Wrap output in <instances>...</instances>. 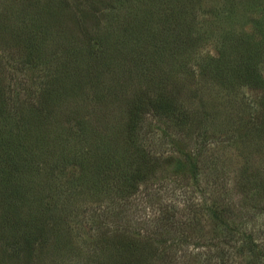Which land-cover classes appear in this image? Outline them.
Listing matches in <instances>:
<instances>
[{"label": "rangeland", "instance_id": "rangeland-1", "mask_svg": "<svg viewBox=\"0 0 264 264\" xmlns=\"http://www.w3.org/2000/svg\"><path fill=\"white\" fill-rule=\"evenodd\" d=\"M154 1L151 13L137 12L130 20L135 0H0V104L13 117L5 124L21 126L43 105L47 110L39 116L53 115L43 125L31 121L38 145L25 158L27 165L16 170L10 161L17 156L0 164L15 169L6 175L9 186L0 185V264H264V134L254 129L264 127V58L258 60L262 85L237 88L234 96L217 90L206 75L210 58L245 54L248 48H233L245 34L260 40L264 0ZM254 1L255 9H246ZM177 9L174 38L167 29ZM129 22L137 27L133 35L121 32ZM120 36L135 37V48H120ZM62 68L74 76L81 70V85L59 77ZM160 90L186 125L177 127L178 136L166 117H145L142 146L154 168L162 160L134 195H122L106 181L111 171L95 170L101 149L106 141L123 145L111 134L121 129L125 103L143 94L153 98ZM97 95L103 97L96 100ZM67 120L87 132L94 129L85 134L88 152L52 141ZM199 129L211 132L196 184L164 159L177 158V149L187 148V136ZM203 202L220 215L221 226L203 208L191 213V206ZM225 226L233 233L217 244ZM25 232L36 238L32 248ZM246 236L258 246L254 256L240 246ZM135 242L143 251L152 249V259L123 252L121 244Z\"/></svg>", "mask_w": 264, "mask_h": 264}, {"label": "trees", "instance_id": "trees-1", "mask_svg": "<svg viewBox=\"0 0 264 264\" xmlns=\"http://www.w3.org/2000/svg\"><path fill=\"white\" fill-rule=\"evenodd\" d=\"M129 1V0H128ZM125 0V2H128ZM136 3L134 4L133 8L131 9L129 15L131 18L130 20L135 17L136 13L143 12L145 15L151 13L153 7L151 6V1L152 3L155 2L154 0H150L149 2H141V0H135ZM146 1V0H144ZM236 4V3H235ZM257 6L256 2L254 1L252 4L247 6L246 9L252 10L255 9ZM235 7L233 6L232 13L234 14ZM177 10H175L174 13H170L169 17L172 19L171 21H174V24H172L171 27L167 29V34L172 35L174 38H179V33L176 34V29L177 25L175 22V18L177 14ZM46 13H49L47 11ZM233 20V19H232ZM170 23V22H169ZM176 25V26H174ZM133 29H137L133 23L129 22L127 26H124L121 29V32L123 33H128L133 35L132 31ZM178 32V31H177ZM124 36V35H123ZM125 38L120 36L118 45H120V48H124V46H130L132 48H135L136 44V38L130 37V39H127L128 41H125ZM129 38V37H128ZM139 39V38H137ZM238 50L240 48H248V50L245 51V54H241L240 57H233L229 58L226 60V58H219L220 60H215L214 58H210V62L207 64L208 70L206 71V75L211 77L212 79V86L216 87L217 90L221 92H227L228 94H231L232 96L237 94V88H247V87H254L255 85H262L259 84L261 80V76L259 73L258 69V60H263L264 58V34L261 35L260 40H256L254 35L250 34H245L243 38H240L239 41H237L234 44V47ZM29 50H34L33 48H28ZM30 54V55H29ZM27 54L28 58H36V55L29 53ZM33 59H30L32 61ZM219 61L221 63H219ZM218 62V63H217ZM244 69V70H243ZM59 72L61 74H64L62 76L60 74L59 77H63L67 79L69 83H72L74 86L76 85H81V80L79 78L80 74L82 73L81 70L78 69V72L75 73L76 75H72L69 70L66 69H61ZM57 74V73H56ZM78 74V76H77ZM145 78L147 82H150L151 74L145 73ZM47 86L51 87V85L47 84ZM78 86V87H79ZM80 88V87H79ZM263 89V88H262ZM52 92L47 90V93ZM58 92V91H57ZM59 93V92H58ZM102 95H97L96 100H99L102 98ZM46 103V100L44 101ZM127 109H125L121 113L122 117V122L120 123L121 129L117 134L112 135V138H115L117 141L118 139H121L122 141V146L120 145H113L111 142H105V145H103V149H101V156H100V164L97 169H95L97 172H103L106 171H111L112 173L108 174L105 173V175H109L106 178V181L114 182L115 189L117 192H120L122 195H127V196H132L136 193L138 187L142 185L145 180L152 176L153 172H156V168L160 166L161 160H158L155 163L156 167L152 166L153 162V156L142 146L141 143V126L142 123L145 120V117L149 114H153L154 116L161 115L163 117H166L167 119L170 120L172 123V127H174L175 131L174 133L176 135H180V131L177 129V127L180 129L181 126L186 125L185 117L180 115V110L177 108L175 103L172 101L171 98L168 97V95H165L161 90L157 95L153 98L147 97L144 94L141 96H136L133 99L129 100L127 103ZM0 129L3 131H0V164H2L5 161H8L9 158H12L13 156H17V162L10 161L11 164H13L16 167V170L19 168L24 167L23 165H27V161L25 158H32L34 156V148L38 145V139L35 137V126L32 124V120L39 119L41 125H43V122H48L50 119L53 118V115L49 117L48 113H44L46 115L40 116L39 114H43V111L47 110L46 108L44 109V105L42 107H39L37 109H34V111L31 112L29 116V121L27 120L24 124L21 126L17 125V122L12 124V125H7L5 123H9L10 121L13 120V117L10 113L6 112V108L3 104H0ZM44 109V110H43ZM48 112V111H47ZM39 113V114H38ZM186 118L188 116L186 115ZM21 119V118H20ZM124 120V121H123ZM262 122L264 123V116L262 115L261 117ZM19 121V120H18ZM70 120H67L60 124L57 127V133L53 134V139L52 141H56L58 145H60L61 148L67 147V145L70 144H79L82 145L80 148V151L77 153L83 154L84 152H88L87 148L88 146L86 145V138L85 134H91L94 129H90L89 132H87L86 129L81 127V124L77 123H68ZM15 125V128H6L5 126L13 127ZM25 127V128H24ZM257 128V130L261 134H264V127H259L255 126L254 129ZM6 129V130H4ZM209 132L206 129H199L196 130L195 135H190L187 136L188 143L189 145L187 148L184 145L181 148H178L176 151V154L178 155L177 158H174L173 155L169 156L168 158H165V162L167 166L169 164H173L176 170L174 169V172H180L185 174L188 172L190 180L192 179L196 184L197 180H199V168L202 164H200L201 159L204 157V153L206 150H208V139L209 137ZM216 134V132H214ZM50 136V134H44L43 138H46ZM52 137V135H51ZM99 137V136H98ZM105 137V136H103ZM101 138L100 141L104 140L106 138ZM243 137V136H242ZM42 139V137H41ZM22 140V141H21ZM44 140V139H43ZM99 141V140H98ZM24 142V145L21 143ZM76 142V143H74ZM199 143V144H197ZM181 145V144H180ZM179 145V146H180ZM191 145L197 146V149L200 151L198 154L193 153L194 147L190 148ZM177 148V147H176ZM31 152L30 155L28 156V152ZM76 156V155H75ZM74 156V158H75ZM65 160L71 162V157L69 159L66 158L64 154ZM174 158V159H173ZM203 163L206 161L205 159H202ZM171 162V163H170ZM86 163V158L83 159V157L80 158V164H84L85 166ZM154 163V162H153ZM207 163V161L205 162ZM20 165L18 168L17 165ZM10 167L12 166H0V179L4 177L9 176L14 172ZM85 171H88L85 170ZM89 172V171H88ZM98 174V173H97ZM103 174V173H102ZM8 177H6V180H4L3 183L0 185L3 186V189L8 187ZM195 185V184H194ZM23 187V185H22ZM14 194L19 195V189L17 190L16 188L14 189ZM10 204V202H8ZM204 209V212L208 214H212L214 221H218L221 226V221H220V215L215 214V210L208 206L206 202H203V204L200 206L199 205H194L191 206V213L196 215L198 213H201L200 209ZM4 221L10 224L11 226V221H8L7 218H4ZM33 226V225H32ZM13 229V226H12ZM224 230H220L221 232L219 233V238L220 241L217 244H224L225 242L229 241L227 238V235L231 232L233 233L232 230L230 229L229 226H225L223 228ZM14 230V229H13ZM227 231V234L226 232ZM26 235L23 238L25 240L26 245H28L30 248H32V244L35 243V236H33L31 233L25 232ZM244 242L240 243L241 247L246 246L247 247V252L248 254L252 256L254 251L258 248L257 244L253 241L252 237L246 236ZM23 240V241H24ZM219 240V239H218ZM15 242V241H14ZM126 243V242H125ZM121 244V248L123 252H128L132 254L133 252L136 253H142L146 255L148 258L153 257V251L152 249L150 250L147 245L143 251L142 246H140L137 242L135 243H127V244ZM17 244V242H16ZM17 246V245H16ZM229 247H232L234 249H240L236 244L232 243ZM156 251V249H155ZM144 252V253H143ZM133 256V255H131ZM143 256V255H142ZM254 256V255H253ZM145 260L147 262H150L148 258L144 256ZM261 257L259 256L258 259L255 257L252 262H258L260 261ZM250 261V258L248 259ZM251 262V261H250ZM150 264V263H149Z\"/></svg>", "mask_w": 264, "mask_h": 264}]
</instances>
